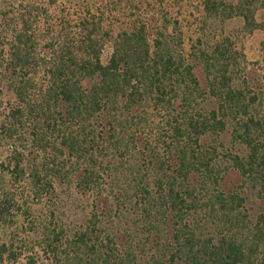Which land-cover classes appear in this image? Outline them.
Wrapping results in <instances>:
<instances>
[{"label": "trees", "instance_id": "16d2710c", "mask_svg": "<svg viewBox=\"0 0 264 264\" xmlns=\"http://www.w3.org/2000/svg\"><path fill=\"white\" fill-rule=\"evenodd\" d=\"M262 9L0 0V264H264Z\"/></svg>", "mask_w": 264, "mask_h": 264}, {"label": "rangeland", "instance_id": "374dc122", "mask_svg": "<svg viewBox=\"0 0 264 264\" xmlns=\"http://www.w3.org/2000/svg\"><path fill=\"white\" fill-rule=\"evenodd\" d=\"M178 20H183L184 17H177ZM256 21L258 23H264V10H259L256 13ZM264 41V33L256 32L254 33L252 39L248 40L243 47L244 54L246 55L248 61H254L258 58L257 46L260 42Z\"/></svg>", "mask_w": 264, "mask_h": 264}]
</instances>
